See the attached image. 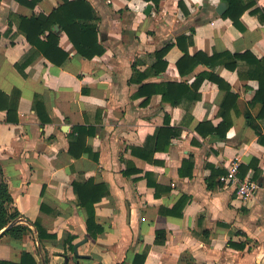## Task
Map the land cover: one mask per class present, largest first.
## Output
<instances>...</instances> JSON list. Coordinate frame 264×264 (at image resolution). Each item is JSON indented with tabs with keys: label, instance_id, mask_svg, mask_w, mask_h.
Returning <instances> with one entry per match:
<instances>
[{
	"label": "crops",
	"instance_id": "crops-1",
	"mask_svg": "<svg viewBox=\"0 0 264 264\" xmlns=\"http://www.w3.org/2000/svg\"><path fill=\"white\" fill-rule=\"evenodd\" d=\"M86 1L104 53L81 56L55 26L59 47L68 52L56 65L29 44L19 24L21 18L49 15L63 0H41L33 8L0 0V92L18 97L15 123L7 121L6 99H0V182L13 198L9 211L21 215L11 225L28 228L22 240L0 238V261L19 264L28 254L27 262L35 264H137L135 257L146 252L143 264H264V120H253L258 134L245 117L258 113L252 104L258 82L239 76L249 68L244 60L233 71L201 63L180 74L183 51L176 42L190 37V56L250 52L261 59L264 22L256 11L264 9V0L241 1L252 2L240 18L243 30L215 11L222 0ZM166 45L167 65L156 73V52ZM202 73L219 76L238 97L222 140L196 131L199 123L221 122L225 96L208 79L196 90ZM166 83L186 89L169 94L176 106L154 93ZM165 122L179 136L147 160ZM78 137L74 156L69 146ZM235 159L239 179L258 184L253 200L240 201L235 187L217 178ZM147 174L159 185L157 196ZM88 179L109 191L95 204L96 221L105 228L96 239L87 233L72 186ZM184 198L181 215L164 214ZM158 231L166 234L163 244L156 243ZM84 240L77 253L86 258H79L74 246Z\"/></svg>",
	"mask_w": 264,
	"mask_h": 264
},
{
	"label": "trees",
	"instance_id": "trees-1",
	"mask_svg": "<svg viewBox=\"0 0 264 264\" xmlns=\"http://www.w3.org/2000/svg\"><path fill=\"white\" fill-rule=\"evenodd\" d=\"M20 2L26 3L30 7H34L41 0H31ZM227 4V10L222 17L229 18L233 25L239 30H243L240 18L242 14L251 6V3L243 4L242 0H222ZM156 5H158L159 0H153ZM179 6L182 8L183 4L180 1ZM260 12L259 20L264 22V9L257 10ZM96 20L93 8L86 0L69 1L63 0V4L57 9L53 10L49 15H39L38 17L31 18H21L19 24L20 30L25 34L27 41L31 46L35 47L45 58L56 65H61L67 58L68 52L63 51L59 47V37L55 32L54 27L58 26L61 31H63L69 41L71 42L73 48L81 56L91 59L94 56H100L104 53V48L99 44L97 27L93 21ZM194 30H191V38ZM44 36L42 39L41 37ZM190 37L180 36L177 38V45L183 51V56L177 62V68L180 74H185L184 72H191L198 64H205L210 68H214L218 65H224L225 68L229 70H236L237 61L244 60L249 65L248 70L244 75L246 78L256 80L258 82V89L255 92L252 104H257L259 106L258 113L255 117H252L249 113L245 115L247 123L254 129L256 133L259 134V128L253 124L254 119L264 120V57L258 59L254 57L250 52H245L243 54H214L212 57L197 52L194 55H189L187 51V41ZM190 42V41H189ZM171 46L166 45L162 49L156 52V63L153 65L156 73L162 71L166 67V62L163 61V57L167 53ZM160 65L162 68H160ZM208 79L209 81L217 84L219 89L225 93L224 99L221 103L219 110V117L221 122L217 126H213L209 122L199 123L196 127V131L202 136H216L219 139H225L226 133L232 125V119L230 115V107L232 103L236 104L238 97L231 91V87L219 76L214 73H202L195 82V89L203 82V80ZM162 89L157 88L154 93L160 92L162 94V100L164 102H169L171 105L176 106L177 100L171 99L169 94L174 90L184 91V87L175 83H166L163 85ZM186 88V87H185ZM0 99H6V104L4 108L7 112L8 122H17V102L18 97L15 100L7 98L2 92H0ZM9 99V100H8ZM148 101V99H147ZM38 103L35 102V110L38 112ZM78 134L81 133L83 129H76ZM179 136V131L175 128L170 127L169 123L165 122L164 126L158 129L153 140L155 142L154 148L147 150L146 159L150 160L154 151L160 150V145L165 143V146L170 144V140L174 137ZM79 143V137L76 139L75 143H71L69 146V151L72 155L78 156L79 154L74 153V146ZM132 153L138 155L139 152L135 148L132 149ZM143 156V155H142ZM150 157V158H149ZM189 161L183 162V168L188 165ZM192 166V165H191ZM136 172V170H133ZM214 173V171H213ZM0 174L2 171L0 168ZM125 175L129 176L130 173L125 172ZM223 173H220L217 178H219ZM214 175V174H213ZM147 184L155 189V196L158 195L159 185L151 180L150 175L147 174ZM212 178V174L210 179ZM209 179V180H210ZM72 186L77 197V202L80 208H82L86 214V230L92 239H96L99 235L103 234L105 228L98 224L96 221L95 204L102 200V198L108 196L109 191L104 184H96L92 179L88 180H73ZM186 200L179 199V201L174 205L172 210L165 211L164 214H177L181 215L183 206ZM13 204V198L8 189V186L3 180L0 182V238L3 236H9L15 240H22L28 232V228L23 225H11L16 219L21 215L15 210L13 212L9 211V206ZM163 213V211L161 210ZM39 229V228H37ZM166 239V234L164 231H158L156 233V243L163 244ZM73 248V245H70ZM31 259L28 254H23L21 262L19 264H35L33 261L27 262L26 259ZM146 258V252L137 255L135 261L139 260L137 264H143ZM0 264H16L11 262H2Z\"/></svg>",
	"mask_w": 264,
	"mask_h": 264
},
{
	"label": "built area",
	"instance_id": "built-area-1",
	"mask_svg": "<svg viewBox=\"0 0 264 264\" xmlns=\"http://www.w3.org/2000/svg\"><path fill=\"white\" fill-rule=\"evenodd\" d=\"M238 172L239 162L238 159H235L228 166L226 173L221 175L218 180L224 186L233 185L235 187L236 197L240 201L246 202L255 199L259 188L258 184L248 179L240 180Z\"/></svg>",
	"mask_w": 264,
	"mask_h": 264
},
{
	"label": "water",
	"instance_id": "water-1",
	"mask_svg": "<svg viewBox=\"0 0 264 264\" xmlns=\"http://www.w3.org/2000/svg\"><path fill=\"white\" fill-rule=\"evenodd\" d=\"M226 9H227L226 4H225V3H220V4L215 8V11H216L219 15H222V14H224V13L226 12ZM149 11H150V8L147 7L146 12H149ZM85 242H86V240H84L83 242L78 243V244H76V245L74 246V253H75L76 256L79 257V258H86V256L79 255V254L77 253V249H78V247H79L80 245L84 244Z\"/></svg>",
	"mask_w": 264,
	"mask_h": 264
}]
</instances>
